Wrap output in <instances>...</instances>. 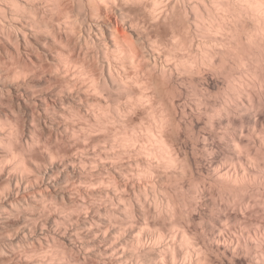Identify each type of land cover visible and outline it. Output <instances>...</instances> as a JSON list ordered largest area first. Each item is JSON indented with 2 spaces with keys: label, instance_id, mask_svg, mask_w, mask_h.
<instances>
[{
  "label": "clouds",
  "instance_id": "obj_1",
  "mask_svg": "<svg viewBox=\"0 0 264 264\" xmlns=\"http://www.w3.org/2000/svg\"><path fill=\"white\" fill-rule=\"evenodd\" d=\"M0 264H264V0H0Z\"/></svg>",
  "mask_w": 264,
  "mask_h": 264
}]
</instances>
